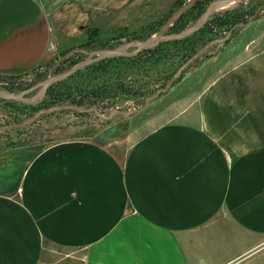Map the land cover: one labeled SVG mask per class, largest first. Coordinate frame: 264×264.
Here are the masks:
<instances>
[{
    "label": "crops",
    "instance_id": "1",
    "mask_svg": "<svg viewBox=\"0 0 264 264\" xmlns=\"http://www.w3.org/2000/svg\"><path fill=\"white\" fill-rule=\"evenodd\" d=\"M49 2L0 0V75L51 54ZM149 106L120 154L81 138L0 149V264H235L264 246V52L216 75L195 121Z\"/></svg>",
    "mask_w": 264,
    "mask_h": 264
},
{
    "label": "rangeland",
    "instance_id": "2",
    "mask_svg": "<svg viewBox=\"0 0 264 264\" xmlns=\"http://www.w3.org/2000/svg\"><path fill=\"white\" fill-rule=\"evenodd\" d=\"M49 1L53 51L26 73L0 76V89L37 98L47 77L102 48L150 37L186 0ZM263 4L264 0H204L199 13L198 7L193 8L180 25L162 34L158 48L98 62L53 82L37 109L0 96V149L81 138L120 154L125 147L120 141L133 139L144 129L141 117L129 115L141 113L149 104L144 114L163 110V120L195 121L206 85L228 66L252 61L255 54L264 52V6L253 17L257 21L243 29V22ZM258 36L262 47H240ZM172 38L175 41H167ZM75 89L82 93L78 103L71 102ZM11 160V155L6 156L10 165ZM6 168L5 173L13 175L14 169ZM235 264H264V246Z\"/></svg>",
    "mask_w": 264,
    "mask_h": 264
},
{
    "label": "water",
    "instance_id": "3",
    "mask_svg": "<svg viewBox=\"0 0 264 264\" xmlns=\"http://www.w3.org/2000/svg\"><path fill=\"white\" fill-rule=\"evenodd\" d=\"M195 0H186L176 11H174L167 19L166 21L162 24V26L157 29L150 37L142 40H136L132 39L130 40L126 46H116L112 48H102L100 51L96 54L91 53L87 57L77 61L75 64H73L71 67L68 69L55 73L49 77L46 78V80L42 84V90L41 93L37 98H28L21 96L17 93H13L7 89H0V96H10V98L14 100H18L24 103H36L43 99V97L46 94L47 88L55 81H58L60 79H63L71 74H73L75 71L78 69L84 67L85 65L94 62L96 60L105 58V57H110V56H117V55H126V56H132L137 54L138 52L153 47L157 45L160 40L162 39V34L167 30L168 26L172 24V22L177 19L188 7H190ZM264 6L260 5L254 14L249 18V21L253 19V17L259 12L261 7ZM213 10V9H211ZM137 46L134 49H128L131 45H136Z\"/></svg>",
    "mask_w": 264,
    "mask_h": 264
},
{
    "label": "trees",
    "instance_id": "4",
    "mask_svg": "<svg viewBox=\"0 0 264 264\" xmlns=\"http://www.w3.org/2000/svg\"><path fill=\"white\" fill-rule=\"evenodd\" d=\"M202 3H204V0H195L194 2H193V4L190 6V7H188L177 19H175L173 22H172V24H170L169 26H168V28H167V30L168 29H172L175 25H180V22H181V20L185 17V15H186V13L187 12H189V11H191L193 8H196V7H198L199 5H201ZM201 11V8L200 7H198V13ZM198 13H196V14H198ZM195 15V14H194ZM247 22V21H246ZM246 22H243V24H245ZM182 25V24H181ZM177 30H180V29H182V26H180V28H176ZM195 33V31L193 32V33H191V34H194ZM190 36V34H186V36L185 37H189ZM167 41H175V38H172V39H170V40H167ZM159 44H160V42L157 44V45H155L154 47H151V48H148V49H155V48H158L157 46H159ZM144 50H147V49H144ZM143 51V50H142ZM139 53V52H138ZM132 56H135V55H132ZM132 56H126V55H117V56H110V57H105V58H102V59H99V60H97V61H94V62H91V63H89V64H87V65H85L84 67H82V68H80V69H83V68H86V67H88V66H93V65H95L96 63H98V62H102V61H106V60H114L115 58H117V57H128V58H131ZM80 69H78V70H80ZM77 70V71H78ZM77 71H75V72H77ZM74 72V73H75ZM73 73V74H74ZM72 75V74H71ZM1 77H6V76H14V75H0ZM70 76V75H69ZM66 79L68 78V76L67 77H65ZM64 78V79H65ZM64 79H61V80H64ZM60 81V80H59ZM52 84H54V83H52ZM51 84V85H52ZM51 85L49 86V87H51ZM48 87V88H49ZM47 88V89H48ZM73 93H72V96H74L72 99H71V102H74V103H78V96L80 95L81 96V91H78V90H74V91H72ZM66 93V92H65ZM66 95L68 96V95H70V92L68 91V93H66ZM45 97V96H44ZM44 99V98H43ZM43 99L40 101V102H38V103H24V102H19L18 100H14V99H12L13 101H16V102H19V103H22L24 106H31V107H35V109H37V107L38 106H40L42 103H44V101H43ZM45 100V99H44ZM54 104V102H51L50 103V105L49 106H52ZM22 120H20L19 122H21Z\"/></svg>",
    "mask_w": 264,
    "mask_h": 264
},
{
    "label": "bare ground",
    "instance_id": "5",
    "mask_svg": "<svg viewBox=\"0 0 264 264\" xmlns=\"http://www.w3.org/2000/svg\"><path fill=\"white\" fill-rule=\"evenodd\" d=\"M216 5V4H215Z\"/></svg>",
    "mask_w": 264,
    "mask_h": 264
},
{
    "label": "flooded vegetation",
    "instance_id": "6",
    "mask_svg": "<svg viewBox=\"0 0 264 264\" xmlns=\"http://www.w3.org/2000/svg\"><path fill=\"white\" fill-rule=\"evenodd\" d=\"M262 8V7H261Z\"/></svg>",
    "mask_w": 264,
    "mask_h": 264
}]
</instances>
